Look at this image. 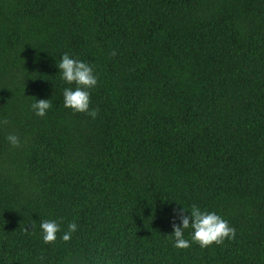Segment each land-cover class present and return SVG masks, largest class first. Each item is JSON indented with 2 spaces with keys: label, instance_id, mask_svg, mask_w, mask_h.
<instances>
[{
  "label": "trees",
  "instance_id": "obj_1",
  "mask_svg": "<svg viewBox=\"0 0 264 264\" xmlns=\"http://www.w3.org/2000/svg\"><path fill=\"white\" fill-rule=\"evenodd\" d=\"M65 53L95 119L64 107ZM193 204L235 237L174 247ZM0 264H264V0H0Z\"/></svg>",
  "mask_w": 264,
  "mask_h": 264
},
{
  "label": "clouds",
  "instance_id": "obj_2",
  "mask_svg": "<svg viewBox=\"0 0 264 264\" xmlns=\"http://www.w3.org/2000/svg\"><path fill=\"white\" fill-rule=\"evenodd\" d=\"M56 66L61 80L67 85H75V87H64V107L74 112L86 113L95 119L97 111L90 108L91 90L98 84V75L94 66L83 60L73 58L68 53L62 55ZM52 106L51 99H36L31 108L36 116L44 117ZM7 140L12 146H19L20 141L16 135H9ZM77 229L78 225L75 222L69 223L68 230L63 233L62 239L64 241L70 240ZM172 229L174 247L180 249H187L192 243H198L200 247L205 248L213 243L221 244L225 239H232L236 235V229L230 226L229 222L221 215L216 212L201 210L195 204L173 210ZM189 229L188 236L190 238H186L185 230ZM40 230L43 241L53 243L57 239L56 234L62 229L56 220H42Z\"/></svg>",
  "mask_w": 264,
  "mask_h": 264
}]
</instances>
